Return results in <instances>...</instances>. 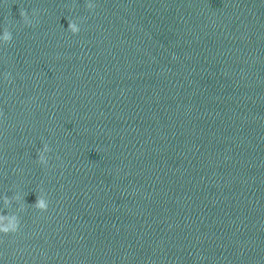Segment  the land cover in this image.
<instances>
[{
	"label": "water",
	"instance_id": "obj_1",
	"mask_svg": "<svg viewBox=\"0 0 264 264\" xmlns=\"http://www.w3.org/2000/svg\"><path fill=\"white\" fill-rule=\"evenodd\" d=\"M5 28L0 264H264V0H0Z\"/></svg>",
	"mask_w": 264,
	"mask_h": 264
},
{
	"label": "clouds",
	"instance_id": "obj_2",
	"mask_svg": "<svg viewBox=\"0 0 264 264\" xmlns=\"http://www.w3.org/2000/svg\"><path fill=\"white\" fill-rule=\"evenodd\" d=\"M87 8L92 9L95 7V5L88 3L86 5ZM20 16L22 17L23 23L25 25L31 26L32 21L29 19V14L25 9H20ZM33 16H35V12H33ZM68 31H70L72 34H77L80 31V28L75 20H68ZM13 39L11 31H9L8 28H5L3 31V34L0 35V40H2L5 44L10 43ZM5 79H9L10 73L4 74ZM2 115V113H0ZM51 149L47 144H44V148L42 151L38 153V162L41 164H47V158L45 157V152H50ZM4 203L5 205H9L12 200L19 201L21 197L19 195L12 197L11 199L5 195ZM36 209L40 211H47L48 209V201L44 198L42 194L37 196V201L33 205ZM21 210H23V206H21ZM6 221V223H4ZM20 226V220L19 217L15 214H12L10 216L0 214V233H3L5 235L9 233H16L19 230Z\"/></svg>",
	"mask_w": 264,
	"mask_h": 264
}]
</instances>
